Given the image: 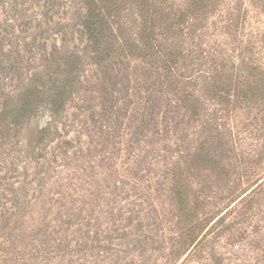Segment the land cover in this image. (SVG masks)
<instances>
[{"label":"rangeland","instance_id":"1","mask_svg":"<svg viewBox=\"0 0 264 264\" xmlns=\"http://www.w3.org/2000/svg\"><path fill=\"white\" fill-rule=\"evenodd\" d=\"M86 1L0 0V264H264V0H165L171 69L137 0L96 64Z\"/></svg>","mask_w":264,"mask_h":264},{"label":"trees","instance_id":"2","mask_svg":"<svg viewBox=\"0 0 264 264\" xmlns=\"http://www.w3.org/2000/svg\"><path fill=\"white\" fill-rule=\"evenodd\" d=\"M204 1L206 0H189L188 11L194 12L202 9ZM115 2L117 0H87L85 12L81 19V24L92 48L96 64L106 67L109 65L110 59L114 57L113 47L110 46V42L112 43L113 40L117 39V36L112 33L113 27L111 28L108 23L109 17L113 15L111 9L115 7ZM137 3L141 14L144 16V25L139 32L143 55L145 57L150 56L153 51L155 55L161 57L160 61L166 65V68L171 69L174 61L163 53L162 43H157L154 29L159 26L162 30L161 34L174 32L176 27H179L182 16L185 13L181 10V14L175 17L172 11H166L165 0H137ZM157 5H162L163 8ZM174 19H179L180 21H174ZM122 41L128 43L126 39ZM131 48L133 46L131 47L130 45V52L132 51ZM112 63L114 64V62ZM57 67L58 69L61 68V70L49 76L47 80V83L54 84L53 94L50 95L51 99L48 101V105L54 112L63 107L71 87L79 82L78 56L71 55L67 57L66 61H63Z\"/></svg>","mask_w":264,"mask_h":264}]
</instances>
